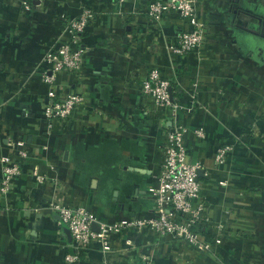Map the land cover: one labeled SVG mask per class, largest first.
I'll list each match as a JSON object with an SVG mask.
<instances>
[{
  "label": "crops",
  "instance_id": "1",
  "mask_svg": "<svg viewBox=\"0 0 264 264\" xmlns=\"http://www.w3.org/2000/svg\"><path fill=\"white\" fill-rule=\"evenodd\" d=\"M29 1L23 10L19 0H0V156L17 152L10 140L28 152L13 190L0 196V264H77L66 260L75 245L51 209L57 198L91 212L95 230L157 214L151 189L159 186L168 112L140 94L153 68L173 79L188 157L207 167L201 179L214 224L197 231L212 248L129 229L113 232L106 252L97 243L83 251L80 264H264V0H197L207 39L200 54L185 55L169 49L190 28L177 12L158 24L144 3ZM86 7L94 17L82 37L84 68L51 85L44 56L68 35L62 17ZM77 89L87 103L49 126V93ZM227 143L235 148L218 165ZM34 169L48 175L45 183L29 176Z\"/></svg>",
  "mask_w": 264,
  "mask_h": 264
},
{
  "label": "built area",
  "instance_id": "2",
  "mask_svg": "<svg viewBox=\"0 0 264 264\" xmlns=\"http://www.w3.org/2000/svg\"><path fill=\"white\" fill-rule=\"evenodd\" d=\"M119 3L132 1L147 5V15L152 22L160 23L169 12H177L189 25L188 29H181L169 45L174 54H200L207 39L205 23L197 13V0H117ZM23 10L31 7L29 0H19ZM94 17L91 8H84L78 17H62L65 21L67 37L55 47L47 51L44 62L49 67L44 72V80L56 84V75L59 73H81L85 65L87 49L82 37ZM173 79L164 77L157 68L150 69L140 84V94L148 103L168 112L167 126L164 131L163 157L158 175L159 186L151 189L154 199V209L157 214L147 219H134L126 224L98 223L93 229L95 218L92 213L82 206H70L63 198L51 203V209L59 217V223L66 226L72 236L75 253L66 255V260L80 264L82 252L87 251L95 243L103 251L111 249L110 237L113 232L129 229L151 228L175 238L186 239L199 251L212 248V242L207 240L197 230L213 226L210 215V206L204 194V181L200 172L207 167L201 160L191 161L188 157V148L185 142L188 133L187 126L180 120L181 104L176 101L172 92ZM52 97L43 107V116L49 126L55 121L68 120L73 112L87 103V93L83 90H71L60 96L52 90ZM256 130V129H255ZM258 130V129H257ZM256 130V131H257ZM199 138H204L203 128L197 129ZM23 141L10 140L9 144L17 149L15 155L0 156L1 179L0 196L7 197L13 190L17 178L23 173V161L28 152L22 148ZM19 149H18V148ZM235 145L227 143L217 149L216 164L227 161ZM29 176L38 183H45L47 174L34 169ZM219 239L216 238V242ZM145 264H152L146 261Z\"/></svg>",
  "mask_w": 264,
  "mask_h": 264
},
{
  "label": "water",
  "instance_id": "3",
  "mask_svg": "<svg viewBox=\"0 0 264 264\" xmlns=\"http://www.w3.org/2000/svg\"><path fill=\"white\" fill-rule=\"evenodd\" d=\"M202 172H200V174H201Z\"/></svg>",
  "mask_w": 264,
  "mask_h": 264
}]
</instances>
